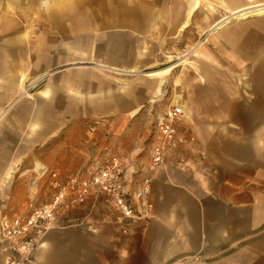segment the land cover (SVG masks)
<instances>
[{
  "label": "crops",
  "instance_id": "obj_1",
  "mask_svg": "<svg viewBox=\"0 0 264 264\" xmlns=\"http://www.w3.org/2000/svg\"><path fill=\"white\" fill-rule=\"evenodd\" d=\"M198 39L180 75L182 93L158 113L182 106L181 129L193 139L168 149L162 165L152 170L147 159L140 171L134 152L104 144L78 165L62 160L59 143L50 148V168L56 167L50 172L62 179L117 159L128 193L146 185L144 201L134 202L146 214L125 233L129 219L105 196H91L59 212L36 263L264 264V0H0V105L8 104L0 120L16 103L13 93L28 67L66 65L54 72L42 108L32 113L18 102L0 126V264L7 260L4 224L52 194L48 165L28 157L40 156L58 134H30L28 117L49 120L51 105L59 108L57 120H140L146 106L162 108V76L174 66L145 73L154 81L108 90L101 72L85 63L143 72L156 57L186 53L187 41ZM31 53L37 60L28 61Z\"/></svg>",
  "mask_w": 264,
  "mask_h": 264
},
{
  "label": "rangeland",
  "instance_id": "obj_2",
  "mask_svg": "<svg viewBox=\"0 0 264 264\" xmlns=\"http://www.w3.org/2000/svg\"><path fill=\"white\" fill-rule=\"evenodd\" d=\"M192 40H188V51L183 54L177 53L174 56H160L156 57L155 62L148 70L143 72H131V73H116L113 71L106 70L97 66V62H87L85 65H90L91 67L99 70L101 76L106 78L108 90L110 87H125L129 86L131 82L136 80H150L154 81V78L146 77L145 73L152 70H160L170 66H174L170 71L166 72L163 77L162 84V97L157 102L162 108L157 111L151 105L146 106L142 112V119L137 120L136 117L130 118L128 120H111L109 118L105 119H96L88 121H67V120H57L52 114L58 112L57 106H54L53 109L51 105L49 106L47 112L53 118L49 120H42V122L31 121V116L28 117V124L26 131L30 134L34 130L37 132H43L48 134H58L54 140H47L44 145H42L40 156L38 152L36 154H31L28 159H34L35 156L40 157L44 164L48 165L47 172L55 169L56 167L50 168L51 165V154L50 148L52 145L59 143L60 149L63 151V159L74 161L76 164H82L86 160L91 161L98 152H95L98 147L101 145H109L110 148L117 149L120 148L124 153H133L135 159H138V164L140 171L145 167L147 159L149 160V152L152 145L157 139V134L155 132L154 122L158 113L163 112V106L167 105L169 98L174 94H181V88L179 85L180 75L184 77V66L190 65L194 56L190 53L192 47L198 43ZM16 44L17 42H13ZM27 48V51L34 53V48ZM29 56L28 61L37 60L36 56ZM44 59V57H40ZM29 62L27 63V67ZM75 65H77L75 63ZM63 66H56L52 68H47L41 72H35L32 70V66L28 67L26 72L20 74L19 87L13 93V98L16 99V103L10 108H7V112L0 120V126H2L3 119L12 112L13 108L18 106V102H26L27 107L32 109V113H35L37 108H42L38 103H41L45 98L50 96V81L55 71L60 70ZM158 82L159 78H155ZM46 91V93H45ZM85 90L84 92H86ZM1 94H4V90L1 89ZM160 98V97H159ZM17 104V105H16ZM8 104H1L0 107H8ZM41 105V104H40ZM103 118V117H102ZM45 119V118H44ZM58 140V141H56ZM39 146V145H38ZM120 146V147H119ZM39 150V151H40ZM68 152V153H67ZM137 152V153H135ZM62 155V154H60ZM69 155L72 158H68ZM73 159V160H72ZM87 161V162H88ZM58 169H63L61 166H57ZM37 170H32L33 176L36 175ZM29 174V173H28ZM32 177V179H34ZM50 176V174H49Z\"/></svg>",
  "mask_w": 264,
  "mask_h": 264
},
{
  "label": "built area",
  "instance_id": "obj_3",
  "mask_svg": "<svg viewBox=\"0 0 264 264\" xmlns=\"http://www.w3.org/2000/svg\"><path fill=\"white\" fill-rule=\"evenodd\" d=\"M186 118L182 106L170 109L155 118L157 139L149 152V168L155 169L165 162L166 151L191 141L181 129ZM51 197L45 201L32 202L24 216H16L2 227L1 240L7 247L5 264H37L36 251L47 233L54 228L59 212L82 204L89 197L105 196L120 214L129 219L123 231H129L132 222L146 214L135 211L136 200L144 201L146 185L140 192L128 193L125 185V170L117 159L99 163L87 174L60 178L56 171L50 172ZM148 209L151 207L148 205Z\"/></svg>",
  "mask_w": 264,
  "mask_h": 264
},
{
  "label": "bare ground",
  "instance_id": "obj_4",
  "mask_svg": "<svg viewBox=\"0 0 264 264\" xmlns=\"http://www.w3.org/2000/svg\"><path fill=\"white\" fill-rule=\"evenodd\" d=\"M167 70H169V69H163V70H161V71L152 72V73H150V76H158V75H162V74L165 73Z\"/></svg>",
  "mask_w": 264,
  "mask_h": 264
}]
</instances>
